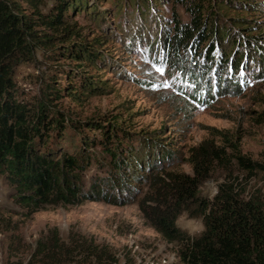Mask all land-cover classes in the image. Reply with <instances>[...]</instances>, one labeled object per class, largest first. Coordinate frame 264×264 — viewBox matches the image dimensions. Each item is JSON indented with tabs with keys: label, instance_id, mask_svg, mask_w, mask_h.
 Here are the masks:
<instances>
[{
	"label": "rangeland",
	"instance_id": "obj_1",
	"mask_svg": "<svg viewBox=\"0 0 264 264\" xmlns=\"http://www.w3.org/2000/svg\"><path fill=\"white\" fill-rule=\"evenodd\" d=\"M241 1L257 3L231 8L219 4L220 0H208L202 10L204 29L217 18L220 27L231 30L229 39L223 37L217 43L211 34L198 48L190 50L187 44L173 52L164 41L173 34L177 18L180 23L191 22V13L184 4L174 0H151L152 4L143 0H82L85 5L69 14L70 33L61 27L35 25L37 33H47L51 39L31 44L29 54L22 55L13 66L18 99L30 108L47 101L50 113L65 119L94 118L103 124L115 123L131 133L135 144L140 143L141 137L154 138L157 155L169 151L160 160H149L158 170L192 172L190 148L205 138L218 144L234 141L241 152L264 163V47L260 46L262 53L253 52L243 44L253 30L264 35V0ZM14 2L19 11L38 19L40 13L53 15L58 0ZM240 15L255 19L248 23L252 24L250 29L233 24L231 17ZM232 37L237 38L235 43H230ZM212 39L219 47H215L209 61L204 59L203 51L200 55L197 51ZM72 41L92 43L101 51L102 61L83 65L85 61L62 48ZM261 41L264 43V37ZM237 53L240 64L226 83L228 88H223L222 81L217 86L216 76L226 74V68L232 67L230 57L238 56ZM219 54L229 58L225 67L216 61ZM61 63L91 74L102 88L81 89L84 86L76 80L77 90L85 94H71L63 88L68 77ZM55 87L62 91L60 97H55ZM86 127L93 136H100L97 128L89 124ZM72 132L70 128L63 129L61 136L51 132L50 139L58 152L75 151L82 145L80 135ZM89 148L94 157L82 173L85 186L97 177L109 182L111 159L99 143ZM146 166V160L143 169L134 166L140 179L129 181L130 173L126 178L134 186L127 193L134 198L131 201L121 204L86 199L48 203L29 214L15 200L13 185L0 172V264H23L21 261L27 259L36 237L49 225H57L62 236L77 229L110 243L119 264H184L178 254L181 243L165 239L139 208L138 199L149 187L144 178ZM231 167L233 182L246 191L260 188L264 193V171L248 176L236 164ZM226 177L224 169H217L200 184L199 194L212 198L218 183ZM176 223L189 234H198L204 227L202 216H189L185 211Z\"/></svg>",
	"mask_w": 264,
	"mask_h": 264
},
{
	"label": "trees",
	"instance_id": "obj_2",
	"mask_svg": "<svg viewBox=\"0 0 264 264\" xmlns=\"http://www.w3.org/2000/svg\"><path fill=\"white\" fill-rule=\"evenodd\" d=\"M143 1L153 3H150L151 0ZM174 1L184 4L190 11L191 22L180 23L176 16L175 30L164 41L173 52L187 44L190 50L198 48L211 34L217 39V43L225 37L230 38L231 30L227 26L220 27L217 18L214 22L211 20L208 28L204 29L202 10L205 3H209L208 0ZM220 1L219 4L231 8L237 4L253 6L257 3ZM83 5L82 0H58L53 15L40 13L38 19H33L19 11L14 0H0V172L13 185L15 200L27 208L28 214L44 204L57 202L105 199L122 204L134 199L127 195L131 192L130 188H134L129 181L141 178L134 171V166L143 169V162L146 160L148 168L144 178L149 187L138 199L139 208L148 223L165 239L181 243L178 254L184 264H264V193L260 188L246 191L244 186L237 185L230 179L232 164L252 176L264 171V163L241 152L236 142L218 144L205 138L190 148L188 160L192 172L158 170L156 164L149 160L151 157L160 160L169 155V151L159 152L157 155L158 144L154 138L141 137L140 141L136 138L140 143L135 144L131 133L115 123L103 124L94 118L65 119L51 114L47 101L39 102L36 108H30L18 99L13 66L22 55L29 54L31 44L51 39L47 33H37L35 25L42 23L55 29L61 27L70 33L72 28L68 22L69 14ZM210 12L212 8L209 9ZM208 17L211 18L212 15ZM231 18L233 24L243 30L250 29L252 24L248 23L255 22V19L242 15ZM41 36L47 37L43 39ZM262 37L264 35L261 32L253 30L252 34L245 37L243 44L246 49L249 47L253 52H261L260 46L264 47ZM231 39L230 43H235L233 40L237 38ZM90 44L92 43L72 41L62 48L68 50L71 56H78L85 61L83 65L102 61L101 51ZM215 47L219 46L212 39L197 54L200 55L203 51L204 59L211 61ZM63 50L60 51L65 54ZM237 55L230 57L232 67L226 68V74L216 76L217 86L222 81L223 88H228L226 83L231 80L240 64L241 57L239 53ZM221 59L224 61L220 62ZM228 59V56L221 58L219 54L216 61L218 65L222 63V67H225ZM60 67L68 77L63 88L68 89L71 94H85L83 90H77L76 80L84 86L81 89L89 87L96 91L102 88L91 74H84L69 64L61 63ZM52 91L55 97H60L59 94L62 93L56 87ZM88 124L97 128L100 136H93L86 131ZM65 128L80 135L82 145L75 151L62 149L58 152L53 146L51 132L54 130L57 136H61ZM97 143L111 159L112 178L107 182L97 177L87 187L82 180V173L94 157L89 147ZM217 169H224L227 177L218 183L212 198L199 194L200 184ZM129 173L131 178L127 177ZM183 211L189 216H202L204 227L195 236L176 223ZM21 262L119 264V258L114 247L106 241H100L77 229H70L66 236H62L57 225H49L36 237L27 259Z\"/></svg>",
	"mask_w": 264,
	"mask_h": 264
},
{
	"label": "clouds",
	"instance_id": "obj_3",
	"mask_svg": "<svg viewBox=\"0 0 264 264\" xmlns=\"http://www.w3.org/2000/svg\"><path fill=\"white\" fill-rule=\"evenodd\" d=\"M191 235L195 236L196 234H191Z\"/></svg>",
	"mask_w": 264,
	"mask_h": 264
}]
</instances>
